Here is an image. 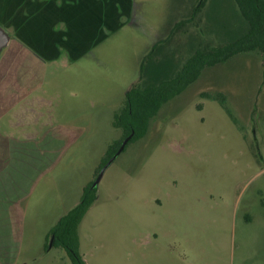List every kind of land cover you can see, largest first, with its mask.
<instances>
[{
	"label": "rangeland",
	"instance_id": "rangeland-1",
	"mask_svg": "<svg viewBox=\"0 0 264 264\" xmlns=\"http://www.w3.org/2000/svg\"><path fill=\"white\" fill-rule=\"evenodd\" d=\"M198 1L118 0L86 45L6 62L0 146L11 151L0 169L27 179L10 201L19 214L0 212V264H72L46 235L122 138L113 115L143 57L161 45L143 79L157 85L198 46L247 28L235 0ZM78 236L86 264H264V52L204 67L163 103L105 169Z\"/></svg>",
	"mask_w": 264,
	"mask_h": 264
},
{
	"label": "trees",
	"instance_id": "trees-1",
	"mask_svg": "<svg viewBox=\"0 0 264 264\" xmlns=\"http://www.w3.org/2000/svg\"><path fill=\"white\" fill-rule=\"evenodd\" d=\"M235 2L247 25L245 32L237 39L221 46L207 44L198 46L179 72L149 87L143 85V79L147 74V62L152 59L161 45H154L143 57L139 80L131 85L125 94L122 107L113 115L112 126L121 129L122 138L108 146L104 158L95 171V177L100 168L117 151L123 139L132 131L134 134L126 145L143 137L148 130L150 119L157 114L162 104L180 93L196 78L201 69L225 62L239 53L255 50L264 52V0H235ZM202 3L203 0H199L196 9ZM204 95L212 97L207 93ZM94 179L83 186L79 201L58 218L46 235L48 240L53 237L52 246H60L66 251L72 264H86L79 252L78 226L96 199V187L92 186Z\"/></svg>",
	"mask_w": 264,
	"mask_h": 264
},
{
	"label": "crops",
	"instance_id": "crops-1",
	"mask_svg": "<svg viewBox=\"0 0 264 264\" xmlns=\"http://www.w3.org/2000/svg\"><path fill=\"white\" fill-rule=\"evenodd\" d=\"M117 1L112 0L107 8L101 0H0V22L10 36L8 45L0 53V70L6 69V62L9 63L11 58L17 59L19 64L25 57H32L33 62H44L56 57L55 52L59 48L86 45L91 34L97 33L101 25L107 23L105 18L115 17ZM11 92L10 82L0 78V99L10 96ZM18 94H22L21 91ZM6 147L0 146L2 161L11 151L8 147L10 151L6 152ZM21 171L9 178L0 169L2 221L19 214L16 212L10 216V210L15 208L14 199L21 197L26 189L27 172L22 174ZM7 230L9 234L8 227L4 229ZM5 235H1L3 239Z\"/></svg>",
	"mask_w": 264,
	"mask_h": 264
},
{
	"label": "water",
	"instance_id": "water-1",
	"mask_svg": "<svg viewBox=\"0 0 264 264\" xmlns=\"http://www.w3.org/2000/svg\"><path fill=\"white\" fill-rule=\"evenodd\" d=\"M10 40V36L7 33V31L0 25V53L1 51L8 45ZM134 134V131H132L129 135H127L123 141L121 142L119 148L117 149V151L106 161V163L100 168V170L98 171L92 186L93 187H97L105 169L108 167V165L110 163L113 162V160L117 157V155H119V153L124 149L126 143L129 141V139L132 137V135ZM52 240L53 237H51V242L50 245L52 244Z\"/></svg>",
	"mask_w": 264,
	"mask_h": 264
}]
</instances>
